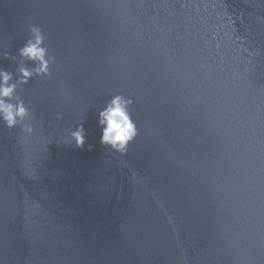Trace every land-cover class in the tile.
I'll list each match as a JSON object with an SVG mask.
<instances>
[{"label": "water", "instance_id": "obj_1", "mask_svg": "<svg viewBox=\"0 0 264 264\" xmlns=\"http://www.w3.org/2000/svg\"><path fill=\"white\" fill-rule=\"evenodd\" d=\"M33 23L54 60L18 92L35 131L0 119V264H264V0H0V67Z\"/></svg>", "mask_w": 264, "mask_h": 264}, {"label": "clouds", "instance_id": "obj_2", "mask_svg": "<svg viewBox=\"0 0 264 264\" xmlns=\"http://www.w3.org/2000/svg\"><path fill=\"white\" fill-rule=\"evenodd\" d=\"M29 39L19 49L22 62L16 72L0 67V119L8 128L21 126L26 133L35 131L34 126L25 124V118L29 116L30 109L23 97L18 92L23 91V85L34 75H50L51 64L54 57L50 58L45 45L44 29L39 24L29 25ZM5 58L11 57V53H5ZM27 61L35 62V67H29ZM134 99L123 93H116L106 102L99 115L101 126V143L110 146L113 150L125 153L129 143L138 135V127L132 117L131 106ZM77 146L83 147L85 142V130L83 124L71 133Z\"/></svg>", "mask_w": 264, "mask_h": 264}]
</instances>
